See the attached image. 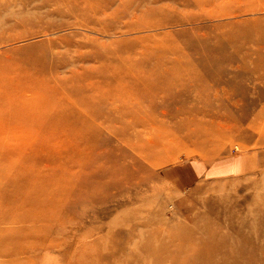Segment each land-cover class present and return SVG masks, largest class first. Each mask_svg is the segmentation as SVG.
Returning a JSON list of instances; mask_svg holds the SVG:
<instances>
[{
	"label": "rangeland",
	"instance_id": "1",
	"mask_svg": "<svg viewBox=\"0 0 264 264\" xmlns=\"http://www.w3.org/2000/svg\"><path fill=\"white\" fill-rule=\"evenodd\" d=\"M83 1L0 0V264H264V0Z\"/></svg>",
	"mask_w": 264,
	"mask_h": 264
},
{
	"label": "bare ground",
	"instance_id": "2",
	"mask_svg": "<svg viewBox=\"0 0 264 264\" xmlns=\"http://www.w3.org/2000/svg\"><path fill=\"white\" fill-rule=\"evenodd\" d=\"M69 3H71V4H73L74 6L76 5L75 3H73V2H75V0H67ZM88 0H86V2H87ZM26 2V1H25ZM80 2L82 3V2H84L83 0H80ZM78 6H79V4H78ZM78 6H77V8H74L73 6V8L74 9H78ZM70 7V6H69ZM30 59V58H29ZM34 63V62H33ZM33 63H32V65H33ZM43 65H45V63L43 64ZM84 75H86V73L84 74ZM66 80L67 81H65L67 84H73L74 86L73 87H78L79 85L77 84V76H76V74L74 73V72H69L68 73V77L66 78ZM81 89V88H80ZM90 99H88V101H89ZM83 115V114H82ZM81 116V115H80ZM79 116V117H80ZM34 118H35V116H34ZM31 119V118H30ZM36 120V119H35ZM68 120V119H67ZM66 120V121H67ZM33 121V120H32ZM31 121V122H32ZM58 121V120H57ZM69 121H70V119H69ZM35 122V121H34ZM80 122V121H79ZM83 121H81L80 123H82ZM41 123V122H40ZM44 123V122H43ZM47 123V122H46ZM34 124H38V126H39V129H38V131H37V133H39L40 132V130H41V128L43 127H41V125H42V123H41V125L39 124V122H36V123H32L31 125H34ZM69 124V123H68ZM45 125H47V124H45ZM45 127V126H44ZM43 127V128H44ZM195 127V126H194ZM42 128V129H43ZM113 128V127H112ZM197 132H195L194 131V133H196L197 135L198 134H200V135H203V137H204V133L202 132V131H200V130H196ZM42 133V132H41ZM207 135L208 136H212V135H214V132H210V133H207ZM199 137H201V136H199ZM163 143H165V141L163 142ZM195 144L196 145H199V146H201L202 145V140L201 139H199L198 141L196 140L195 141ZM163 144H162V142L161 141H153V143H152V145H151V151H153V152H156L157 154H158V152H160V151H162L163 150ZM27 148V147H26ZM162 149V150H161ZM25 150V149H24ZM157 150V151H156ZM29 152H31V151H29ZM153 152H148L147 153V155H149V154H152ZM17 154V153H16ZM11 156V155H10ZM27 156H28V154H27ZM8 157V156H7ZM17 157V156H16ZM21 157V156H20ZM18 158V157H17ZM12 159V158H11ZM23 159V158H22ZM4 160H6V157H4V156H1L0 157V161H4ZM15 159H13V161H14ZM7 161H9L8 159H7ZM22 161V160H21ZM8 163V162H7ZM18 163V162H17ZM16 164V163H15ZM6 165V164H5ZM19 169H21V168H19ZM4 170V169H3ZM1 171H2V169H1ZM3 172V171H2ZM29 177H31V176H29ZM24 178V177H23ZM22 178V179H23ZM24 179H26V178H24ZM12 180V179H11ZM20 180V179H19ZM33 180H35V179H33ZM32 180V181H33ZM15 181H17V179L15 180ZM22 181V180H21ZM30 181H31V179H30ZM29 181V182H30ZM31 181V182H32ZM9 182H11V181H9ZM12 183V182H11ZM33 183V182H32ZM72 183V182H71ZM7 184V183H6ZM10 185V184H9ZM73 185V184H72ZM75 185V184H74ZM13 186V185H12ZM7 187V186H6ZM74 187V186H73ZM4 189V188H3ZM6 189V188H5ZM9 190V189H8ZM6 191V190H5ZM11 191V190H10ZM7 192V191H6ZM6 198L7 199H10V198H12V196H10V195H8V194H4L1 190H0V200L1 199H3L4 201L6 200ZM1 201V205L2 204H5L4 203V201ZM13 200V199H12ZM8 201V200H7ZM6 201V202H7ZM13 202V201H12ZM8 204H10V203H8L7 202V205ZM6 205V204H5ZM22 206V205H21ZM4 207V206H3ZM2 206H0V235L1 236H9V235H5V234H7L6 233V231L8 230L7 229V227H4V225L6 224V223H13L14 221H18V222H20V223H23V221H24V218L22 217V215L20 216V215H14V213H13V211H12V208L10 209V208H8V209H5V208H3ZM23 208V207H22ZM17 210H20L21 209V207L20 208H16ZM23 212V211H22ZM13 214V215H12ZM22 214V213H21ZM38 217V214H36L35 216H34V218H37ZM45 219V217L42 219V220H44ZM38 225V224H37ZM20 226H22V225H20ZM9 227V226H8ZM3 229V230H2ZM198 231V230H197ZM89 232V231H88ZM5 233V234H4ZM179 236V235H178ZM179 238V237H178ZM2 240H0V244H2ZM4 242L6 243V246L8 245V247H9V249H8V251L7 252H9V253H7V254H10V252L12 253L13 251H14V249H15V247H19V246H23V241H22V239H19V238H15L14 239V237L13 238H7L6 237V239L4 240ZM199 242V241H198ZM24 247V246H23ZM36 249V248H35ZM33 250V249H32ZM248 250V249H247ZM1 251V250H0ZM21 251V250H20ZM16 252V251H15ZM23 253V252H22ZM147 253V252H146ZM25 255V254H24ZM165 255V254H164ZM234 255V254H233ZM11 256V255H10ZM23 256V255H22ZM146 256V255H145ZM17 257V256H16ZM18 257H20V256H18ZM7 258V257H6ZM31 259V258H30ZM36 259V258H35ZM42 259V258H41ZM23 260V259H22ZM21 260V261H22ZM25 261L26 260H28L27 258L26 259H24ZM7 262V261H6ZM20 262V261H19ZM24 262V261H23ZM23 262H22V264H23ZM30 262H32V261H30Z\"/></svg>",
	"mask_w": 264,
	"mask_h": 264
}]
</instances>
